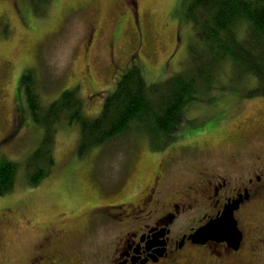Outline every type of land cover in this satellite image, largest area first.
<instances>
[{
	"label": "rangeland",
	"instance_id": "rangeland-1",
	"mask_svg": "<svg viewBox=\"0 0 264 264\" xmlns=\"http://www.w3.org/2000/svg\"><path fill=\"white\" fill-rule=\"evenodd\" d=\"M44 8L45 15L36 16L30 0H0V160L18 164L13 188L0 187V264H30L56 229L63 230L61 253H51L68 264H102L126 227L136 224L129 207L155 174L165 171L164 196L179 198L172 193L198 169L241 172L264 163V95L249 96L256 77L235 76L226 61L218 74L226 89L217 86L209 100L190 104L165 146L134 131L78 150L80 126L64 121L56 126L51 174L30 184L25 162L44 132L21 89L26 69L36 70L45 105L79 87L85 112L94 117L128 67L142 65L148 82L159 83L184 70L194 47L203 45L185 20L183 0H52ZM251 202L237 221L249 247L263 250L251 264H264V195ZM199 212L182 215L176 230Z\"/></svg>",
	"mask_w": 264,
	"mask_h": 264
},
{
	"label": "trees",
	"instance_id": "trees-1",
	"mask_svg": "<svg viewBox=\"0 0 264 264\" xmlns=\"http://www.w3.org/2000/svg\"><path fill=\"white\" fill-rule=\"evenodd\" d=\"M30 1L36 16H44V7L52 3ZM183 8L185 20L203 43L191 51L190 64L159 83H149L143 66L133 64L123 71L97 116L86 114L79 87L67 88L45 105L36 70L24 71L21 89L29 114L44 132L25 162L30 184L37 185L51 174L56 161V126L61 122L80 126L78 150L103 146L134 131L147 133L155 147H163L175 136L190 104L206 95L209 100L217 86L226 89L218 81L226 61L232 63L234 75L256 77L257 85L249 96L264 95V0H183ZM17 167L12 160H0V187L13 188Z\"/></svg>",
	"mask_w": 264,
	"mask_h": 264
},
{
	"label": "flooded vegetation",
	"instance_id": "flooded-vegetation-1",
	"mask_svg": "<svg viewBox=\"0 0 264 264\" xmlns=\"http://www.w3.org/2000/svg\"><path fill=\"white\" fill-rule=\"evenodd\" d=\"M165 174V171L162 177L155 174L139 201L129 207L133 213L128 217H134L136 224L126 227L122 236L102 256V264H251L259 259L263 251L261 246L251 249L241 227L243 239L237 248L222 240L197 242L193 235L200 227L220 217L234 200L239 201L234 212L237 219L236 214L247 203L252 204L251 199L259 193L264 195L263 162L261 166L257 162L241 172H234L229 167L216 173L208 167L198 169L196 175L186 178L183 185L172 193L178 194L179 198L164 196ZM207 201L210 202L208 205ZM197 210H200V216L189 225L185 222L180 231L176 230V225L183 220L182 215ZM59 230L62 229L50 231L47 236L50 241L39 244L31 255L30 264H68L62 255L51 253L52 250L61 253L57 242L63 234ZM2 248L3 244H0V251Z\"/></svg>",
	"mask_w": 264,
	"mask_h": 264
},
{
	"label": "water",
	"instance_id": "water-1",
	"mask_svg": "<svg viewBox=\"0 0 264 264\" xmlns=\"http://www.w3.org/2000/svg\"><path fill=\"white\" fill-rule=\"evenodd\" d=\"M238 202L234 200L229 203L222 215L200 227L193 235V239L197 242H203L206 239L228 241L231 246L237 248L243 238L234 214L238 208Z\"/></svg>",
	"mask_w": 264,
	"mask_h": 264
}]
</instances>
